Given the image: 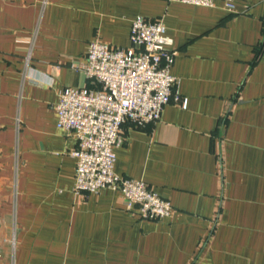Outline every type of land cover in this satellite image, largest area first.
Instances as JSON below:
<instances>
[{
  "label": "crops",
  "instance_id": "0c3cea01",
  "mask_svg": "<svg viewBox=\"0 0 264 264\" xmlns=\"http://www.w3.org/2000/svg\"><path fill=\"white\" fill-rule=\"evenodd\" d=\"M236 4L0 0V264H264V0ZM139 15L163 19L188 99L125 123L114 148L119 175L172 201L160 219L117 189L75 192L55 108L64 87L95 86L73 66L89 42L130 46Z\"/></svg>",
  "mask_w": 264,
  "mask_h": 264
},
{
  "label": "built area",
  "instance_id": "2783aa9c",
  "mask_svg": "<svg viewBox=\"0 0 264 264\" xmlns=\"http://www.w3.org/2000/svg\"><path fill=\"white\" fill-rule=\"evenodd\" d=\"M216 6L217 0H178ZM223 8L241 12L236 0H221ZM162 18L137 16L131 27L130 46L113 45L93 38L84 59L73 65L95 86H66L55 105L58 126L72 133L77 145L70 152L76 158V193H97L104 187L122 192L128 209L142 218L170 215L173 203L142 179L115 171V146L122 141L125 123L145 125L158 121L167 103L183 107L188 99L179 91L180 79L171 73L177 50L169 47ZM30 55H27V64ZM17 153L19 125L16 135Z\"/></svg>",
  "mask_w": 264,
  "mask_h": 264
}]
</instances>
